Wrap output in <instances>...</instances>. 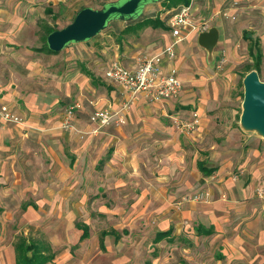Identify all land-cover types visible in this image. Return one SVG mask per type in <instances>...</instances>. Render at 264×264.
Instances as JSON below:
<instances>
[{
	"label": "crops",
	"instance_id": "0c3cea01",
	"mask_svg": "<svg viewBox=\"0 0 264 264\" xmlns=\"http://www.w3.org/2000/svg\"><path fill=\"white\" fill-rule=\"evenodd\" d=\"M225 1L194 0L196 21H206L209 28L215 27L218 40L211 50H207L199 44L200 31H196L176 45L174 59L164 62L163 67L165 71L175 72L180 79V93L176 97L155 101L144 92L137 93L131 100L132 104L134 103L132 106L121 110L111 119L109 125L99 128L96 132H93L96 124L89 120L91 111L94 108H108L114 112L129 98L125 89L105 77L106 69L113 61L133 69L139 54L153 55L160 52L172 40L167 20L174 7L166 9L163 4H159L158 9L165 10L160 13L161 19L169 13L165 21L166 29L144 26L136 30H121V35L131 31H136L137 35V31L143 29L142 36L147 38L140 43L134 42L135 35L132 38H127L126 35L128 43L126 41L122 45L119 43L121 46H114L113 57L105 56L106 60L97 65V72L94 68L80 65L79 71L85 77L84 81L88 79L94 90L100 85L107 86L106 91L110 97L100 100L96 106L89 105L86 117L81 114L79 118L74 119L76 131L61 127V122L55 115H47L54 103L46 102L45 93L40 87L32 88L31 84L28 86L30 73L27 69L31 68L33 62L27 64L17 60L19 64H15L12 58L0 53V106H9L24 120L23 124H17L0 119V224L6 222L5 217L10 215L9 208L15 206L22 208L23 213L27 215L34 212L39 215L43 212L44 217L53 215L59 217V223L65 224L62 227L65 233H68V238L62 236L64 245L86 242L87 259L94 252H98L103 255H115V260L120 263L131 262L139 253L133 242L129 247L120 245V240L128 236V233H135L142 240L153 231L155 236L152 243L157 245L163 238L169 239L171 235L184 230V237L192 241L197 238H210L223 245L224 249L219 257L225 256L229 264H264V153L262 160L258 158L259 149L264 147V138H257L258 146L249 148L254 153L258 151L255 153L258 158L255 163L251 162L248 151L242 164L238 161L241 154L226 156L227 151L222 147L230 137L226 130L218 133V137L222 139L219 143L212 142L209 155L205 156V159L193 156L189 164L190 171L187 169L185 155L180 157V153L173 150L167 153L168 149H160L163 159L169 158L167 164L160 169L148 155L153 149H159L158 145L165 146L169 143V138L174 148L179 146L178 136L172 127L160 118H155L153 112H159L169 118L173 115L189 118L191 113L196 111L199 114L198 126L187 135L192 141H201L207 133V125L213 126V123L207 124L205 121V111L210 104L207 98L211 94L206 86L211 76L207 63L212 59L216 60L220 52L218 48H224L231 58L234 55L239 57L234 47L235 41L245 42V31L252 34L245 26L232 24L229 19L226 23L223 22L220 13ZM203 2L212 4L208 16L200 13ZM27 10L25 9V15ZM23 11L24 8H15L11 13L0 7V16L8 20L21 19ZM233 11V8H228L223 15L227 16ZM24 23L26 22L20 21L16 25L29 26ZM4 25L9 27L11 23ZM246 44L242 47L249 55L248 42ZM44 49L47 50L45 43L31 52L34 53L37 64L45 57L41 52ZM106 52L102 50L103 55H106ZM27 56L32 57L33 54ZM113 84L119 88H113ZM214 96L216 91L209 100ZM118 116L123 118V123L117 120ZM100 142L103 148L98 147ZM188 157L191 158V155ZM99 162H103L100 167ZM257 163L260 164L256 165ZM201 167L211 171L207 174L201 171ZM236 167L241 175L239 178H233L232 175ZM195 181L198 182L199 189L207 187L214 192V197L211 195V199L204 203L179 202L178 197L182 193L180 189L187 191L190 187L194 188ZM33 186L39 191V196H33L36 193L32 190ZM99 190H125L135 193H132L133 199L127 208L115 203L107 207L104 202H101L103 204L100 206L97 199L88 200V191L95 193ZM259 190L263 192L262 196L258 195ZM223 193L225 198L221 197ZM88 206L92 209L95 206L96 213L92 210L87 212L84 208ZM79 208L83 217L89 215V218L92 216L103 220L105 216L107 221L117 220V224H112L110 229L106 225L99 232H92L89 218L76 221L77 216H81L78 214ZM49 221V218L46 219V222ZM198 226L212 228V232L206 233L202 229L198 231ZM84 227L87 235L82 238ZM159 232L163 233L160 239L157 237ZM19 239L9 246L8 252L14 263V245ZM25 240L35 244L47 243L53 256L54 250L64 247L59 245L52 251V239ZM4 247L6 243L0 246V250ZM227 247L233 248L232 253Z\"/></svg>",
	"mask_w": 264,
	"mask_h": 264
},
{
	"label": "rangeland",
	"instance_id": "374dc122",
	"mask_svg": "<svg viewBox=\"0 0 264 264\" xmlns=\"http://www.w3.org/2000/svg\"><path fill=\"white\" fill-rule=\"evenodd\" d=\"M113 1L118 0H0V7L9 10L11 13L14 12L15 8H24L21 19L8 20V18L5 19V17L0 16V53L12 58L15 64H19L17 60L27 64L33 62L31 68L27 69L30 73L28 86L31 84V86H33L32 88L40 87L43 89L46 102L54 103L51 105L49 113L46 114L50 116L55 115L56 119L60 120L61 127H64L63 119L65 110L70 105L79 103L80 107L75 108L72 112L70 121L71 126L64 128H71L76 131L74 119L79 118L81 114L86 117L89 105L96 106L100 100H106L110 97L106 91L107 86L100 85L94 90L88 79L84 81L85 77L79 71L80 65L84 64L87 68H94L95 72H97V65L106 60L104 59L105 56L107 58L113 57V47H116L119 43L121 45L125 44L127 38H132L136 31L121 35L120 31L126 25V22L114 19L105 29L90 40L71 43L57 53H51L44 49L41 52L45 57L43 60H40V64H37L36 57H34V53L31 52L36 51L37 46H44L43 36L45 35L46 26L49 25L56 29L62 28L71 22L80 7L88 6L100 8L104 4ZM190 2L193 16L195 17L197 12L194 10V0H190ZM159 4L162 6L163 3L154 1L144 4L138 16L158 15L160 17V13L165 10L158 9L160 6ZM202 6L200 13L208 16L211 13L212 4L203 2ZM228 8H233L234 11L232 14H228L227 18V16H225L226 14L223 15V12ZM25 9H28L26 15ZM220 14L224 23L229 19V22L232 24H241V26H245V28L252 32L253 37H259L262 50L260 79L264 81V0H226L224 4H222ZM20 21H25L26 23L24 24H29V26H17L16 23ZM5 23H11L12 26H5ZM142 30L137 31L138 34L135 35L136 39L135 41L133 40L134 42L141 43L147 38V36H142ZM126 35L127 38L125 37ZM246 43V41L243 43H240L239 40L235 41L234 47L238 51L239 57L234 55L231 58L224 48H218L220 52H218L216 60L212 59L210 63H207L210 68L209 73L211 76L207 80L206 86L211 91V94L207 98V102L210 104H207L205 121L207 124L213 123V126L208 127L207 125V133L201 141H192L187 137L192 131H181V129L174 124L173 118L176 116L181 117L180 115H173L169 118L168 116L160 115L159 112H153L155 118H160L165 124L172 127L179 141V146L174 148L172 140L169 138V143H166L165 146L158 145L159 149H153L148 152V155H150L149 158L153 162L155 161V166L157 168H162L167 164V160H169L167 157V159L164 160L160 152V149L164 148L168 149L167 153L173 150V152L180 153V157L185 155L187 169L190 171L189 164L193 156L196 155L195 158L205 159V156L209 155V146L212 142L219 143L222 138L218 137V133H222L225 130L226 133L230 135L222 146L225 148V151H227L226 156L233 153L241 154L238 161L239 164H242L246 159L245 156L248 151V154L252 158L251 162L255 163L258 158L262 160L264 153L263 146L259 149L260 156L258 158H256L255 155L258 151L254 153L249 149L258 146L257 138L261 136L254 131L244 130L239 123L243 100L242 76L245 72V65L251 62L247 50L245 51L242 47L244 44L247 45ZM1 49L3 52H1ZM103 49L107 51L106 55L102 54ZM241 50H244V52H241ZM27 54H33V56L28 57ZM144 55L147 54H139L136 62L138 63L139 59ZM114 86L115 89L116 87L119 88L113 84L112 87L114 88ZM215 91L216 96L212 97V100H209L213 94L215 95ZM18 103L21 107L20 101ZM124 104L125 103L122 104L120 109L118 108L114 111L115 117L121 110L128 109L134 103L132 104V101H129L126 107H123ZM9 109L16 114L10 107ZM16 115L21 119V123L17 124H23V118L18 114ZM117 120L120 123L124 122L123 118L120 116H118ZM98 129L95 127L93 132H96ZM147 140L148 139H146V141ZM98 147L103 148L102 142L98 143ZM190 155L191 158L188 157ZM239 164L237 166H239ZM101 165H103V162L100 163L98 167ZM175 172L176 171H174L173 174H175ZM232 172L233 178H239L241 176L237 167ZM194 184V188L190 187L187 191L180 189L182 193L178 197L179 202L193 201L204 203V201L211 199V195L214 197V192L210 191L207 187L205 189H199V185H197L198 182L195 181L193 182V185ZM32 190L36 191L33 196L40 195L36 187ZM132 193L135 192L125 190L118 192L109 190L104 192L103 190H99L95 193L93 191H88L87 196L88 200L97 199L100 206L103 204L101 202H104L107 207L115 203L120 204L122 208H127L130 206V201L133 199L131 198V196H133ZM199 193L203 194V198H195ZM221 197L225 198L226 195L223 193ZM123 198L129 199L125 200ZM30 200H32V197H30ZM27 202L28 201H25V203ZM84 209H86L87 212H91L92 210L93 213H96L95 206L93 209L91 206ZM8 214L10 215L5 217L6 222L0 224V246L6 243V247L0 250V264H15L14 261L12 262V256L8 252L10 249L9 246L10 244L13 245L14 242L21 237L44 239L46 241L52 239L53 242L50 245L52 251L55 247H59V245L64 246L56 251L54 250V258L45 264H58V262L62 264H229L225 256H222V258L219 257V254H221V251L224 249L223 245H220L217 241L214 239L211 240L210 238H197L196 241H192L184 237V233L186 232L182 229L179 234L171 235L169 239L167 237L163 238L157 245L152 243L155 236L153 231L149 232L147 238L142 240L139 239L135 233H128V236H124L123 239L120 240V245H122V247L125 245L129 247L133 242L134 247L139 251V253L135 255V258L128 263L116 261L115 255H103L98 252H94L91 256L92 258L90 257L91 259H87L85 253L86 242L69 243L68 245L63 244L62 236L68 238V233H65V230H63L62 226H65V224L63 225V223L58 222L59 217L53 215L51 217H44L43 212L40 213V215L35 212L27 215L23 213L22 208L17 206L10 207ZM78 214H81V216L83 215L81 208H79ZM115 215H117V213ZM81 216H77L76 221H81L84 218L87 220L89 218V215L85 217ZM48 218L51 221L46 222ZM88 220L90 222L89 227L92 225V232H94V230L99 232V230L106 225L108 229H110L112 224H117V220L107 221L105 216H103V220L93 218L92 216H90ZM227 249L232 253V247H227ZM231 253L229 252V254ZM130 257L134 256L130 255ZM228 260H230V256ZM232 260L235 261V259Z\"/></svg>",
	"mask_w": 264,
	"mask_h": 264
},
{
	"label": "built area",
	"instance_id": "2783aa9c",
	"mask_svg": "<svg viewBox=\"0 0 264 264\" xmlns=\"http://www.w3.org/2000/svg\"><path fill=\"white\" fill-rule=\"evenodd\" d=\"M167 25L172 40L160 52L153 55H144L133 69H128L117 61H113L106 69L105 77L128 92L129 98L123 107H126L137 93L144 92L151 100L155 101L176 97L182 90V83L175 72L165 71L163 64L174 59L175 48L180 41L192 32L207 30L209 25L206 21H196L193 16L191 2L176 7L169 16ZM79 107L80 104L76 103L66 108L63 119L64 127L71 126L72 112ZM113 117H115V113L108 108H94L89 115V120L96 124L98 129L108 125ZM0 119L6 122L21 123V119L6 105L0 106ZM173 121L181 131L190 132L198 126L199 117L195 111L191 113L189 118L176 116ZM258 195L262 196L261 190H259ZM195 198L201 199L203 194L199 193Z\"/></svg>",
	"mask_w": 264,
	"mask_h": 264
},
{
	"label": "water",
	"instance_id": "95a60500",
	"mask_svg": "<svg viewBox=\"0 0 264 264\" xmlns=\"http://www.w3.org/2000/svg\"><path fill=\"white\" fill-rule=\"evenodd\" d=\"M154 1L163 0H118L104 4L100 8L83 7L77 11L71 22L48 33L46 36L48 49L57 53L71 43L90 40L112 20L130 21L139 15L144 4ZM217 40L218 31L215 27L198 34L199 44L207 50H211ZM242 84L240 126L264 138V81L259 78L257 71L252 69L244 75Z\"/></svg>",
	"mask_w": 264,
	"mask_h": 264
},
{
	"label": "trees",
	"instance_id": "16d2710c",
	"mask_svg": "<svg viewBox=\"0 0 264 264\" xmlns=\"http://www.w3.org/2000/svg\"><path fill=\"white\" fill-rule=\"evenodd\" d=\"M190 0H163V6L166 9L173 8V10L180 5H187ZM85 7V6H84ZM83 7H80V9ZM79 9V10H80ZM169 13L165 16L164 19H161L158 15L155 16H137L134 19L127 21L123 31H128L130 29L136 30L144 26L160 27L166 29L165 21L168 18ZM56 28L51 26L45 27V35L43 36V41L47 50L51 53H54L48 49L46 44V36L51 31ZM243 39L248 42V53L251 58V62L245 65L244 75L250 70L254 69L257 71L260 78L261 64H262V50L260 46V41L258 37H253L250 32L245 31L243 34ZM244 75L242 77H244ZM201 171L206 172L207 174L211 169L206 167H201ZM203 230L206 233L212 232V228H204L201 226L197 227V230ZM87 235L86 228L84 227L81 237ZM163 236V233H158V239ZM15 248V264H45L48 261L53 259V254L50 253V248L47 243L35 244L33 241L26 242L25 238H20L19 241L14 245Z\"/></svg>",
	"mask_w": 264,
	"mask_h": 264
}]
</instances>
